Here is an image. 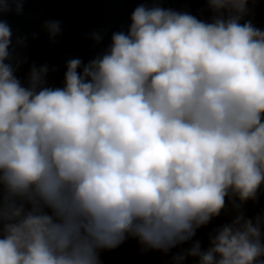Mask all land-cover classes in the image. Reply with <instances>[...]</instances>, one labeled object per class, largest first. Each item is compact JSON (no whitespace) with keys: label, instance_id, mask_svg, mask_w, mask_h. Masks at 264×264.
<instances>
[{"label":"clouds","instance_id":"clouds-1","mask_svg":"<svg viewBox=\"0 0 264 264\" xmlns=\"http://www.w3.org/2000/svg\"><path fill=\"white\" fill-rule=\"evenodd\" d=\"M256 2L204 0L207 18L138 3L59 85L47 64L16 75L26 58L0 19V264H103L129 240L165 264H264V206L245 208L264 195ZM23 8L0 0V15ZM43 27L55 42L61 21ZM222 212L202 247L197 230Z\"/></svg>","mask_w":264,"mask_h":264},{"label":"water","instance_id":"water-1","mask_svg":"<svg viewBox=\"0 0 264 264\" xmlns=\"http://www.w3.org/2000/svg\"><path fill=\"white\" fill-rule=\"evenodd\" d=\"M141 2L151 0H24L22 13L10 11L0 15L10 25L12 31L13 56L26 61L17 69L16 75L24 79L29 67L35 63L37 67L47 64L50 71L48 82L59 85L62 79L65 62L70 58H81L87 61L101 51L109 42L112 31L126 27L132 9ZM163 7L178 11H188L198 17L207 18L204 0H158ZM251 19L256 27L264 28V0H257L255 5L249 4ZM203 10V11H202ZM48 19L61 21V32L54 41L49 38L43 24ZM104 30L100 44H95L90 34ZM17 38L24 40L17 44ZM55 66L56 71H51ZM264 206V195L260 196L259 204L255 207L249 201L245 205L247 214L253 215L259 207ZM230 215L222 212L209 225L197 230L194 239L202 241V247L207 246V233L216 225L227 222ZM183 245L182 247H186ZM135 241H126L113 251L102 253L103 264H165L168 257L159 252H148L140 255L136 251ZM173 251H176L174 249ZM186 264H194L189 258Z\"/></svg>","mask_w":264,"mask_h":264}]
</instances>
